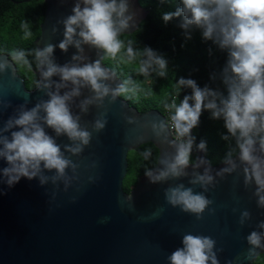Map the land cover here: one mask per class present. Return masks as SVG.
Listing matches in <instances>:
<instances>
[{
	"label": "water",
	"instance_id": "1",
	"mask_svg": "<svg viewBox=\"0 0 264 264\" xmlns=\"http://www.w3.org/2000/svg\"><path fill=\"white\" fill-rule=\"evenodd\" d=\"M41 1L45 10L39 34L33 41L34 49H43L48 44L55 46L51 59L59 66H82L99 60L109 76L102 83L113 90L121 86L122 80L103 64L101 49L84 43L82 53L74 44L69 45L67 51L59 48L65 38L63 21L72 14L78 0ZM127 14L133 15V20L123 33L134 31L147 10L139 1L129 0ZM76 39L80 37L77 35ZM75 55H82L84 59L73 60ZM0 61H7L9 65L6 71L0 72L2 127L9 117L17 115L21 105L31 109L47 100V93L56 91L55 84L61 83V79L53 75L50 81H45L41 72L46 70V65L36 66L33 70L36 80H40L41 85L50 82L52 87L28 88L16 72L12 58L0 53ZM73 87L67 82V87L59 92L63 95ZM94 96L90 86L85 85L80 87V95L68 102L73 115L80 117L81 127L92 132V139L80 155L65 152L79 165L78 179L73 180L67 192L63 190V183L57 189L51 180L40 185L38 178L32 181L22 178L12 188L0 183L4 193L0 195V264H170L168 256L183 246V235L189 233L209 236L216 241L214 251L219 264H253L256 256L264 253V248H258L249 256L251 246L246 239L252 231H264L257 227L264 221V208L258 207L257 197L253 195L255 185L245 187L242 168L217 176L226 166L224 160L209 164L196 146H193L192 160L200 158L204 162L199 168L190 164L186 170L188 176L152 183L142 172L129 190H124L126 152L142 143L153 144L157 160L150 169L156 171L162 167L159 158L170 159L174 155L175 147L165 141L166 137L174 138L169 130L152 126L153 122H166L163 113L153 109L139 111L119 95L113 100L111 91L102 101H94L87 105L86 111L82 110V102ZM40 115L44 113L41 111ZM98 118H106L107 124L96 132L93 125ZM45 130L56 139L62 151L64 145L72 144L67 136L57 137L47 126ZM3 135L10 137V132ZM236 154L234 149V157ZM5 166L6 162L0 160V168ZM206 168L211 169L215 186L210 185L204 192L200 185L189 181L194 172L202 174ZM45 175L50 177L52 173ZM180 183L195 192H204L213 201L202 218L197 219L194 214L184 213L166 202L165 189ZM245 210L251 219L241 225V213Z\"/></svg>",
	"mask_w": 264,
	"mask_h": 264
},
{
	"label": "clouds",
	"instance_id": "2",
	"mask_svg": "<svg viewBox=\"0 0 264 264\" xmlns=\"http://www.w3.org/2000/svg\"><path fill=\"white\" fill-rule=\"evenodd\" d=\"M180 5L175 11L163 13V21L167 23L174 17H182L181 28L188 30L195 27L201 30L204 40H210L221 50L227 51V61L222 70V83L226 86L227 95L207 86L201 88L193 79L179 78L176 81L178 92L182 88H189L191 94L184 95L179 104L174 99L170 105L174 110L170 117V130L175 132L176 138L169 140L166 137L165 141L175 147V153L170 159L159 158L158 163L162 167L156 171L148 168L144 174L150 182L158 183L188 176L186 170L190 164L193 168H199L204 161L200 158L192 160L196 139L192 130L199 125L202 112L208 110L213 119H223L227 135H223L222 139L228 140L231 136L236 141L237 154L234 157L233 151H229L224 158L226 166L216 175L231 174L242 168L245 187L255 185L253 195L257 197L258 207L264 208V0H180ZM128 12L129 0H78L72 14L63 21L65 38L59 48L67 51L68 46L74 44L82 53L81 44L84 43L104 50L112 58L124 50L129 60L137 56L146 57L139 66L142 74L147 75L149 69L156 65L160 70L159 75L164 76L167 61L162 56L149 47L134 51L131 40L125 45V41L120 38L133 20V15ZM22 27L28 29V24L24 23ZM31 35L30 31H25V38ZM77 35L80 39L74 40ZM54 47L48 44L43 49L36 48L34 53L37 67L46 65V70L41 72L45 81H50L53 75H59L61 83L55 84L56 91H49V98L38 102L31 109L21 105L17 115L9 117L0 127V160L7 165L0 168V183L6 184L8 188L15 186L22 178L29 181L38 178L40 185L51 180L57 189L63 183V190L67 192L73 180L78 179L79 165L68 158L65 152L80 155L92 139V132L81 127L80 117L73 115L68 102L79 96L80 87L85 85L90 86L95 93L94 97L82 102L81 108L85 111L87 105L102 101L110 91L113 100L125 91L123 85L113 90L102 83L109 76L99 60L82 66L56 65L51 59ZM12 57L15 61L23 59L31 70L32 66L23 51H14ZM83 59L82 55L73 56L76 61ZM8 66L7 61H0V72L6 71ZM67 82L75 87L61 95L59 90L67 87ZM35 86L37 89L51 88L52 84L41 85L37 79ZM41 111L43 116L40 115ZM106 124V118H98L93 130L99 132ZM45 126L52 129L57 137L67 136L72 144L64 145L62 151ZM152 126L154 129L159 127L169 130L163 120L153 122ZM8 132L10 137L3 135ZM196 147L206 151L204 141ZM148 155L150 152L143 153L145 159ZM46 172L52 175L49 177L45 175ZM192 175L189 183L200 185L204 192L209 190L210 185L215 186L210 168H206L202 174L194 172ZM204 192H195L192 187L180 183L166 188L164 196L172 207H179L182 212L194 214L200 219L213 203ZM246 219H251V215L245 210L241 213L240 224L243 225ZM257 227L264 230V221ZM246 239L251 246L249 256L256 249L264 248V231H252ZM182 245L168 256L170 264H219L214 251L216 241L211 237L185 234Z\"/></svg>",
	"mask_w": 264,
	"mask_h": 264
},
{
	"label": "trees",
	"instance_id": "3",
	"mask_svg": "<svg viewBox=\"0 0 264 264\" xmlns=\"http://www.w3.org/2000/svg\"><path fill=\"white\" fill-rule=\"evenodd\" d=\"M137 1L147 10V14L134 31L122 33L120 38L125 41V45L131 40L134 51L145 47L153 49L167 61V70L164 76H160L158 66L153 65L145 75L139 71V66L146 57L137 56L129 60L122 50L112 58L101 49L103 64L122 80L125 91L119 97L139 111L153 109L164 113L169 107L173 114L174 110L170 107L172 101L175 99L179 104L184 95L191 94L189 88H182L178 92L176 81L181 77L193 79L199 87L207 86L226 96L222 70L227 61V51L221 50L210 40H204L201 30L195 27L188 30L181 28L182 17H174L167 23L162 19L163 13L175 11L181 6L180 0ZM44 10L45 5L41 0H0V53H6L12 58L16 72L22 76L28 88H32L36 82L33 70L37 66V60L33 41L39 34ZM24 23L28 24V29L22 27ZM25 31H30L32 35L25 38ZM14 51L25 53L32 70H29L23 59H13ZM192 135L196 138L193 146L201 141L206 143L203 156L212 165L224 160L229 151L236 149L235 138L230 136L228 140L222 139L223 135H227L223 119H213L208 110L202 112L199 125L192 130ZM145 152H150L146 159L143 156ZM156 157L157 151L151 143H142L137 148L128 150L123 189L129 190L137 175L152 168ZM254 260L253 264H264V253L257 255Z\"/></svg>",
	"mask_w": 264,
	"mask_h": 264
},
{
	"label": "built area",
	"instance_id": "4",
	"mask_svg": "<svg viewBox=\"0 0 264 264\" xmlns=\"http://www.w3.org/2000/svg\"><path fill=\"white\" fill-rule=\"evenodd\" d=\"M163 114H164V116H165L166 123H167L168 126H169V131H170L171 135L173 136V138L175 139V138H176V134H175V132H174V131L171 132V130H170V125H171L170 117H171V115H172V113L170 112V108L167 107V108L165 109V112H164Z\"/></svg>",
	"mask_w": 264,
	"mask_h": 264
}]
</instances>
